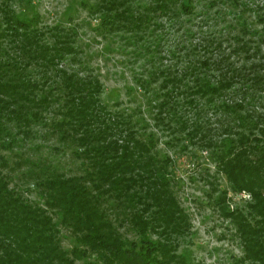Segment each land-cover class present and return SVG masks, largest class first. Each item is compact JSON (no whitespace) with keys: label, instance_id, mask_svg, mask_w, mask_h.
I'll use <instances>...</instances> for the list:
<instances>
[{"label":"trees","instance_id":"obj_1","mask_svg":"<svg viewBox=\"0 0 264 264\" xmlns=\"http://www.w3.org/2000/svg\"><path fill=\"white\" fill-rule=\"evenodd\" d=\"M90 10L105 33H131L126 40L147 74L136 83L144 91L157 84L153 108L162 130L209 150L232 191L249 195L246 213L227 214L242 241L240 264H264V110L257 111L264 0H96ZM38 23V15L0 0V149L29 139L47 122L41 110L56 106L49 126L77 146L83 172L40 165L30 178L43 207L16 194L0 169V264H76L87 256L94 258L85 264H193L172 241L188 225L172 191L171 160L157 155L152 135L143 139L130 115L101 101L102 84L78 52L76 29ZM170 32L177 42L166 48ZM124 224L136 239L123 235ZM60 227L74 236L69 250Z\"/></svg>","mask_w":264,"mask_h":264},{"label":"rangeland","instance_id":"obj_2","mask_svg":"<svg viewBox=\"0 0 264 264\" xmlns=\"http://www.w3.org/2000/svg\"><path fill=\"white\" fill-rule=\"evenodd\" d=\"M253 1L261 3V0ZM95 2L13 0V6L23 15H38L39 26H51L59 22L74 27L78 52L102 84L101 101L112 113L130 115L133 126L143 139L148 140L149 135H152L157 155L171 160L168 170L172 191L184 210L188 225L185 232L172 236L176 253H181L193 264H240L238 260L243 257L242 241L234 219L228 216L227 211L246 213L249 195L232 191L229 182L217 170L209 150L193 146L182 139L174 140L162 130L153 108V90L157 91V84H151L144 91L136 83V79H145L147 74H142L143 60L133 54L134 44L126 40L131 33H105L96 26L98 15L90 10L91 4ZM166 41V48L169 45L173 47L177 42L171 32ZM166 57L169 60L170 57ZM261 95L264 96V92ZM260 103L257 111L264 110L261 108L264 107V100ZM55 109L56 106H51L48 110H41V116L47 122L34 126L29 139L21 141L19 136L12 150L0 149V161L4 157L8 163L6 167L0 166V169L7 175L9 186L24 200L43 207L41 190L30 178L40 165H54L66 175L83 172V159L75 154L77 146L69 141L63 142L58 132L52 131L49 126L51 119L59 117L53 115ZM209 118L212 128L216 127L215 116L209 115ZM17 161L20 163L17 164ZM53 217L58 220L56 215ZM60 230L61 246L71 249L75 244L73 234L64 227H60ZM120 230L128 239H136L135 233L126 224ZM93 258L87 256L76 260V264H85Z\"/></svg>","mask_w":264,"mask_h":264}]
</instances>
